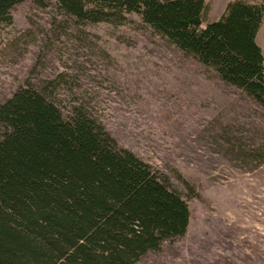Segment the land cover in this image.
Returning <instances> with one entry per match:
<instances>
[{"label":"rangeland","instance_id":"1","mask_svg":"<svg viewBox=\"0 0 264 264\" xmlns=\"http://www.w3.org/2000/svg\"><path fill=\"white\" fill-rule=\"evenodd\" d=\"M207 1L217 19L227 0ZM12 13L0 25V102L31 85L65 114L83 107L188 201L186 233L135 264H264L263 107L138 13L77 23L54 0Z\"/></svg>","mask_w":264,"mask_h":264},{"label":"trees","instance_id":"2","mask_svg":"<svg viewBox=\"0 0 264 264\" xmlns=\"http://www.w3.org/2000/svg\"><path fill=\"white\" fill-rule=\"evenodd\" d=\"M23 1L0 0V25ZM54 1L77 23L138 13L264 108V0H229L214 20L207 0ZM189 222L179 190L83 107L65 114L31 85L0 102V264H135Z\"/></svg>","mask_w":264,"mask_h":264},{"label":"crops","instance_id":"3","mask_svg":"<svg viewBox=\"0 0 264 264\" xmlns=\"http://www.w3.org/2000/svg\"><path fill=\"white\" fill-rule=\"evenodd\" d=\"M229 0H227V2H228ZM226 2V3H227ZM226 5V4H225ZM220 17V16H219ZM218 17V18H219ZM263 33H264V21H263V23H262V26L260 27V30H259V32H258V34H257V41H258V43L261 45V47L262 48H264V36H263ZM262 40H263V42H262ZM263 52H264V49H263Z\"/></svg>","mask_w":264,"mask_h":264}]
</instances>
